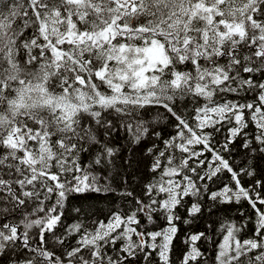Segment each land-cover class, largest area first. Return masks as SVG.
Masks as SVG:
<instances>
[{"label":"snow or ice","instance_id":"obj_1","mask_svg":"<svg viewBox=\"0 0 264 264\" xmlns=\"http://www.w3.org/2000/svg\"><path fill=\"white\" fill-rule=\"evenodd\" d=\"M261 160L264 0H0V264H173L205 197L247 202L252 234L222 223L211 257L191 234L180 264H264Z\"/></svg>","mask_w":264,"mask_h":264},{"label":"trees","instance_id":"obj_2","mask_svg":"<svg viewBox=\"0 0 264 264\" xmlns=\"http://www.w3.org/2000/svg\"><path fill=\"white\" fill-rule=\"evenodd\" d=\"M161 113L163 110H160ZM156 131H161L162 134L167 136V133L170 129L167 127V121L163 116L160 118V123L156 126ZM251 131V129H250ZM121 136L124 135L123 132L120 133ZM227 135L226 129L222 133L216 134V139L221 142L224 139V136ZM148 146L153 142V138L148 137ZM145 145H142V147ZM241 156L236 155L235 160L239 163L241 161ZM260 168H264V160L259 162ZM245 186L248 183H251L252 177H244ZM227 177L222 175L221 179L212 185L213 190H217L227 183ZM87 198L73 199L67 206L69 209V219L67 223H72L71 217L75 213L71 212V208H83L85 212L91 214L96 213L100 219H104L107 214L113 209L119 207L121 209H126L127 202L120 198L119 192L115 196L109 194L105 195L103 193H91L85 194ZM194 202L193 199L185 198V207L177 209V215L180 216V219L175 221V225L178 229L177 236L173 241V253L172 260L173 264H180V260L183 257V254L188 251L189 245L185 243L186 238L194 233L205 232L210 239L201 240L197 242V246L201 251L205 252L207 257H211L214 254V241L218 242L221 239L219 234L220 225L226 221L234 222L237 227L242 223L247 226L240 233L242 239H247L251 236L254 225L251 222L247 221V217L252 214V211L245 201L240 203L233 202L232 204H219L218 202L209 201L206 197L203 200L202 208L203 214L197 215L195 218L188 215L186 208ZM84 217L82 216L81 219ZM187 221V222H185ZM161 227L166 226V222L163 220L158 221ZM143 264V261L140 262ZM152 264H156L155 254L152 261Z\"/></svg>","mask_w":264,"mask_h":264}]
</instances>
